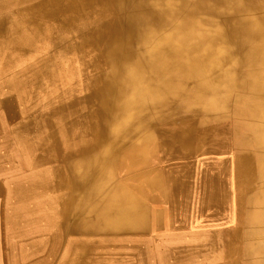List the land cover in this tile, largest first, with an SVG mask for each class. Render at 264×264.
<instances>
[{"label":"bare ground","instance_id":"1","mask_svg":"<svg viewBox=\"0 0 264 264\" xmlns=\"http://www.w3.org/2000/svg\"><path fill=\"white\" fill-rule=\"evenodd\" d=\"M1 62L0 173L23 180L21 203L43 194L50 211L36 264H94L93 238L146 230L159 214L212 226L195 249L211 264H264V0H0ZM58 78L78 89L55 105ZM45 92L54 104L37 103ZM21 93L28 113L11 134L2 123ZM77 109L70 126L85 130L33 153L30 174L12 166Z\"/></svg>","mask_w":264,"mask_h":264},{"label":"rangeland","instance_id":"2","mask_svg":"<svg viewBox=\"0 0 264 264\" xmlns=\"http://www.w3.org/2000/svg\"><path fill=\"white\" fill-rule=\"evenodd\" d=\"M46 41L47 40L45 39L43 46H41L39 49H35V55L34 56H30V54L28 53L31 51H28V52L25 51V52L20 53L21 54L20 57L24 58V62H22L21 64L20 63L19 64L13 63V65H11V67H12L11 74H17V72L25 70V68L29 67L30 63H33L36 59L41 57L42 54L46 51V48H45V42ZM33 54H34V52H33ZM20 57H18V58L20 59ZM27 57H29V59H27ZM5 65L6 64L3 62L0 63V72L3 70H8L9 67H6ZM3 67H4V69H3ZM58 80H59V78L54 83V86L51 87V88L54 87V92L50 93V94H53V99L57 98V95H58V100L56 101L55 105L59 102H63L62 99L59 98V95L61 92L70 88L72 90V94H74L75 89H78L76 80L73 81V79H71V81L68 85L69 87H64V84H60V81H58ZM51 88L47 91V93H49ZM47 93L45 94V97H42L37 102L40 106L41 105L47 106V105H51V103H53V102H50V101H53V99L51 100L50 96H49L50 94L48 95ZM23 94H24V96H23ZM25 95H27V94L21 93V95L16 97L17 98L16 102L19 104V106H17V108L14 110L16 112H10L11 110H8L9 114L5 116L6 119H8V121L2 123V125H5L6 128L8 127V130L10 131L11 134L14 133V128H16V125H17V124H15L16 121L20 118H26L27 117V114H25V113H28V108H27L28 101H27ZM78 96L82 97V94H78ZM67 103H69L68 100L64 101V104H67ZM82 103H83L82 101L78 102V109H81V106L83 105ZM78 109L75 112L70 113V115L67 118L64 117L62 119V116L59 115L58 119L56 120L58 122L55 121L56 123L54 122V124L50 128H48L47 131H45L47 135H46L45 141L43 143H37V144H34L30 147L27 146V148H28L27 150H29L30 154H31V155H28V153H27L28 151L25 149V151H26L25 156H27L28 160L30 158V163L28 166L26 165L27 159L25 158V156L23 159L25 164L22 163L23 161L20 160V158L18 159L16 157L14 162H13L14 164L12 163V166L22 167L25 165L26 173H30L32 171V169H30L29 167H32L31 165L34 164V161H35V159H33V157H34L33 153L39 152V150H41V149L42 150H47L49 148L51 149L54 141H55L54 144H56L59 140H64L66 133L69 136H71V138H72V135L77 136V135H79L78 134L79 132H82L83 129L85 130L86 129L85 126H83V127H80V126L77 127L76 126L74 128H72L70 126V124L73 122L78 123V122L82 121L81 116H80L81 112ZM76 115H78V116H76ZM74 116H76V117H74ZM2 118H3V116H2ZM55 118H57V117H55ZM66 130H72V131L70 133ZM64 132H66V133H64ZM9 146L12 147V144L10 143ZM13 148L19 149L20 145L17 144ZM16 159L18 160V162ZM46 170H48V169H46ZM156 204H157L156 205L157 206L156 210H157L161 207V205L158 203H156ZM239 216H240V214H239ZM235 217L236 216H234L233 219L237 218V217L236 218ZM194 218L195 219L192 220V224L185 225V227H184V222H179L178 218H175V220H174V219H172L171 216L169 217L168 215H164V216H162V219H161L160 214H159L156 216V219H155L156 222L158 223V225H155V224L152 226L150 225V226H148V229H146V230H137V231L133 232L132 234L130 232H126V231L120 232L117 234H110L109 236L112 237V235L113 236L115 235L118 238H115L113 240L108 239L107 241L104 239L105 237H107L106 236L107 234H103L102 235L103 237L99 236L97 238H93L92 240L90 239L94 244H96V247H97L94 249V253L99 255V259L93 260L92 262L94 264H96L97 261L101 262L100 264H132V263L133 264H139V263L140 264H172V263L173 264H205V263L211 264V262L213 261L214 258L209 259V260L204 259L203 256H200L197 254L198 252L195 251V249H197L202 243L201 237L203 236V232L208 233L211 230L213 231V227L207 226V224L204 222L200 223L199 222L200 220L198 217H194ZM174 223H175V225H174ZM235 223H236V221L233 220L228 225V227H230V228L233 227L235 225ZM202 225H204V226H202ZM182 227H183V229H182ZM38 235H39V233H38ZM186 235L188 236V238ZM188 239H189V241H188ZM104 243H106L107 245H105ZM66 246H67V242L63 243L61 248H60V251H61L60 252V260L63 259L64 253L66 252ZM188 248H189V250H188ZM74 249H73V251H74ZM153 249H154V251H153ZM79 250L80 249H77V252H79ZM188 251L193 252L194 254L190 253V257H187L190 259V262L186 263V262H184L183 258H184V253L185 252L188 253ZM164 252H167V253L169 252V254L173 253L174 255H172V257L167 259V260H164V259L162 260L160 253H164ZM180 255H181V257H180ZM38 258H39V255L36 257V260ZM72 258H71V260H72ZM32 259H33V257L30 256L29 261L32 262ZM72 261H74V260H72Z\"/></svg>","mask_w":264,"mask_h":264},{"label":"crops","instance_id":"3","mask_svg":"<svg viewBox=\"0 0 264 264\" xmlns=\"http://www.w3.org/2000/svg\"><path fill=\"white\" fill-rule=\"evenodd\" d=\"M8 173L9 172H7V174L6 172L5 174L0 173V264H36V261L40 263L45 261L44 258L46 257V253L37 254L33 251L35 249L34 247L42 244V242L39 244L37 243L42 236L41 233L45 231V228L48 225H51L50 222H47V216L50 215V211L46 210V213L45 209L47 208L36 202V200L40 199L43 194H38L36 196L33 195L30 198V204L25 205L24 203H21L19 201L21 197L19 196V193L16 192V186L23 180L21 178L17 179V175H14V173ZM11 174L12 176H9ZM13 176L16 178H13ZM52 194H50L52 195L51 198L55 199L56 197L54 193ZM44 195L46 197L48 196L46 194ZM28 196L30 197L31 195ZM18 208H27V211L18 216L16 213ZM33 222L36 224H33ZM16 224L21 226H16ZM52 229L55 230L53 223ZM58 252L57 263L60 260V250ZM38 255L39 258L36 260ZM30 256L33 257L32 262L29 261ZM46 261H50L49 256Z\"/></svg>","mask_w":264,"mask_h":264}]
</instances>
